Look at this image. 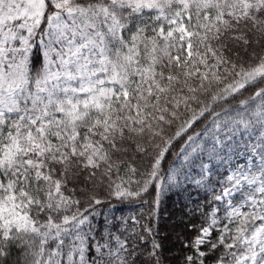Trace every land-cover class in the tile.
Segmentation results:
<instances>
[{
    "label": "snow or ice",
    "instance_id": "obj_1",
    "mask_svg": "<svg viewBox=\"0 0 264 264\" xmlns=\"http://www.w3.org/2000/svg\"><path fill=\"white\" fill-rule=\"evenodd\" d=\"M0 264H264V0H0Z\"/></svg>",
    "mask_w": 264,
    "mask_h": 264
},
{
    "label": "trees",
    "instance_id": "obj_2",
    "mask_svg": "<svg viewBox=\"0 0 264 264\" xmlns=\"http://www.w3.org/2000/svg\"><path fill=\"white\" fill-rule=\"evenodd\" d=\"M125 215L135 214V208L124 211ZM180 215V197L166 198L165 202L161 206L159 226L161 234H165L170 231L172 222Z\"/></svg>",
    "mask_w": 264,
    "mask_h": 264
}]
</instances>
